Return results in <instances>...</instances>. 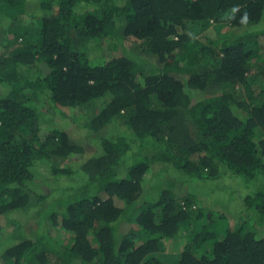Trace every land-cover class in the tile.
I'll return each mask as SVG.
<instances>
[{"label":"trees","instance_id":"trees-1","mask_svg":"<svg viewBox=\"0 0 264 264\" xmlns=\"http://www.w3.org/2000/svg\"><path fill=\"white\" fill-rule=\"evenodd\" d=\"M32 1L0 0V264H264V0ZM83 110L66 170L86 146L44 115Z\"/></svg>","mask_w":264,"mask_h":264},{"label":"rangeland","instance_id":"rangeland-1","mask_svg":"<svg viewBox=\"0 0 264 264\" xmlns=\"http://www.w3.org/2000/svg\"><path fill=\"white\" fill-rule=\"evenodd\" d=\"M39 1L40 0H33L31 3V8L32 7H36L38 8L39 6ZM38 3V4H37ZM38 12V10H37ZM222 36H224L223 34H221ZM107 44L110 42H106ZM109 45V44H108ZM131 45L128 44V47L130 48ZM119 48V46H117ZM199 98V96H197ZM86 110L83 111H76V112H69L67 113L66 116H62L60 114H54L52 115V113H45L46 115H44V119L45 122L42 123L43 127L45 128H50V129H62L65 130L66 132L69 133L70 136H72L71 132L73 133V140L79 145H81L82 147L86 149L84 151V156L82 154L80 155H73L70 157V161L64 163L62 166V168H68V169H78V166L84 162V160L86 159V157H90L91 155H93L94 153L98 152V150L100 149V143L97 139H95L96 141H92L91 138L87 135H83L81 131V127H84L85 121L82 119V117L84 116ZM78 125V128H77ZM72 128V129H71ZM69 130V131H68ZM71 130V132H70ZM87 132V131H86ZM113 134H119L118 131H113V133L111 134L113 136ZM121 134V131H120ZM75 135V136H74ZM127 157H130V155H132V153L127 154ZM126 157V158H127ZM67 170V169H66ZM44 174H46V170L44 169L43 172ZM68 173V171H67ZM64 174L62 176L57 177L58 179V184L56 182V184H51L50 186L53 188L57 185H59L58 188H56V194L54 195H48L49 192V188L44 187V189H41L39 187H34L35 190L40 191V195H44L47 196L43 202H42V206H40L39 208L42 207V212L44 217L48 216V214L54 210H58L60 209L61 206L60 202L62 201H66L68 199L67 196H69L71 193H69L68 189L73 188L74 185L76 186V184L78 183V178L81 177L79 170L76 171L77 175H73L71 173L69 174ZM168 180H177L178 179V174L174 173V172H170L168 174ZM185 184L186 186H191L193 185L192 191L196 192L201 199H203V201H205V208H209L210 210H213L215 212L218 213H222L225 214L229 217H233L236 216L238 214H236L237 211H241L242 210V195H237L235 194L233 197H231L230 193L233 190V192L235 191V193L238 192V188L236 186V184H233L232 181L230 179H224L221 180L220 182H210L207 181L205 183H198L197 181L194 182V180H191L189 178L185 179ZM184 183V182H182ZM194 183V184H193ZM49 184V183H48ZM232 186H231V185ZM49 186V187H50ZM217 186H219V188H217ZM31 189V188H30ZM79 194V193H78ZM237 195V197H235ZM76 197H78V195H76ZM19 212V211H16ZM41 215V219L43 218ZM25 232H23V236L24 237H28V234H26ZM4 246V245H3ZM179 249L174 250L173 248L168 249L169 253H176V251H178Z\"/></svg>","mask_w":264,"mask_h":264}]
</instances>
